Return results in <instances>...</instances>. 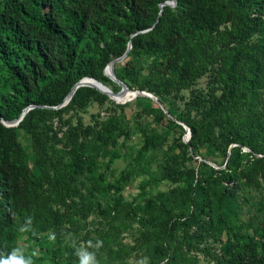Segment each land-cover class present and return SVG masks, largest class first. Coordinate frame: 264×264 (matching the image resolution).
<instances>
[{
  "label": "trees",
  "instance_id": "obj_1",
  "mask_svg": "<svg viewBox=\"0 0 264 264\" xmlns=\"http://www.w3.org/2000/svg\"><path fill=\"white\" fill-rule=\"evenodd\" d=\"M166 1L0 0V252L22 247L38 253L35 264H79L68 228L94 215L106 224L103 246L87 248L98 264H129L134 248L114 233L133 221L144 264H186L182 246L170 249L179 228L193 250L213 239L218 252L201 251L215 264H264V0H175L159 14ZM129 42L116 78L153 94L169 116L137 97L150 109L126 121L125 105L89 87L54 109L84 78L119 92L104 69ZM107 101L113 112L83 122L91 103ZM27 108L17 126L2 123ZM70 113L76 122L64 121V138L51 143L49 118ZM127 158L119 187L109 183ZM141 164L143 192L154 182L163 189L134 205L116 194ZM247 208L261 227L234 234ZM29 216L32 231L19 232Z\"/></svg>",
  "mask_w": 264,
  "mask_h": 264
},
{
  "label": "rangeland",
  "instance_id": "obj_2",
  "mask_svg": "<svg viewBox=\"0 0 264 264\" xmlns=\"http://www.w3.org/2000/svg\"><path fill=\"white\" fill-rule=\"evenodd\" d=\"M109 78V77H108ZM111 80V79H110ZM136 98L129 100L126 102V107L123 110V113L126 115V121L131 120L135 116V112L141 108L150 109L151 106L148 102H141L136 103ZM111 100V99H109ZM113 101V100H111ZM151 103H155L154 101L150 100ZM114 102V101H113ZM116 104V103H115ZM156 104V103H155ZM31 108H34L33 106ZM115 110L114 106L110 104V101L105 102L104 104H98L96 102L91 103L90 107L87 110L86 114H82L81 117L83 119V122L86 124H89L94 120V118H97L99 115L100 117H103L106 112H113ZM119 113V111H117ZM143 117L147 118V121H150L152 119L151 114L144 113ZM76 117L72 115V113L64 115L62 118L51 116L48 120V125L52 126V128L45 127V132L48 135V138L51 143H54L56 139H62L64 138L65 131L67 130L66 126H63L64 121H71L76 122ZM62 121V122H61ZM142 122H145V120L141 119ZM56 139H55V137ZM185 136V135H184ZM183 136V138H184ZM134 143L136 140H132ZM133 143V144H134ZM56 147L58 149L62 148L61 144H56ZM138 148V145H135L134 149ZM160 150V151H159ZM166 151V148L164 149H156L153 153L160 154L161 156L164 155ZM244 152H248L249 150L244 148ZM129 161V158H127V161L120 160L116 162L115 164V170L113 177L109 178V183L114 184L115 186H118L117 179L120 175V172H122L126 166L127 162ZM159 160L153 161L151 164V168L153 169V173H160L161 169L159 168V165L157 163ZM210 166L214 168H219L217 165H215L212 162H208ZM173 171L177 170L178 166L173 163ZM144 171V166L138 165L134 169L133 175L130 176L129 179L123 182L122 186H120L122 189H120L119 193L116 194L117 197L121 198L122 200L127 201L128 203L137 204V203H143L144 200L150 199L151 197L155 196L159 191L163 189V186L159 183H150L147 184L148 187L144 190L141 189V185L143 182V177L141 176V172ZM143 173V172H142ZM115 193L113 192L111 194V197L114 196ZM258 198V196H257ZM264 209V208H263ZM252 213L255 214V216L251 215L250 212H248V208L246 211L243 212L242 216V222L236 225V227L233 228V233L241 236L251 235L253 234L254 228L253 227H261L259 224L258 219L256 218V212H254V209ZM120 217H124L122 214ZM106 225L103 220H98L94 215H89L85 220L81 219L80 223L77 224L75 227L68 228L70 229V240H74L76 243V250L79 249L81 246L87 248L89 245V242H91L92 245L96 244V242L100 241V234H101V227ZM140 229L141 226L137 221H133L129 223V226H127V229L125 231H122L120 233L115 232L114 236H117L118 241L121 242L122 245L133 247L134 249L131 251V254L127 255V262L129 264H142V262H145L147 257V251L144 247L140 246ZM209 232L208 234H210ZM175 239L173 241L172 247H180L182 246V254L185 256V263L186 264H215L212 257L201 251V248H208L210 253L214 254L218 252L219 245L213 240L210 239L209 236H206L200 242V245L198 246L199 249H191L188 248V245L190 243L189 240H183V231L181 228H179L175 235ZM142 239V238H141ZM188 239V238H187ZM192 242V241H191ZM166 260L162 261L161 264H165Z\"/></svg>",
  "mask_w": 264,
  "mask_h": 264
},
{
  "label": "water",
  "instance_id": "obj_3",
  "mask_svg": "<svg viewBox=\"0 0 264 264\" xmlns=\"http://www.w3.org/2000/svg\"><path fill=\"white\" fill-rule=\"evenodd\" d=\"M176 5V1L175 0H168L162 4L159 5L160 7V13H162L163 11V8L165 6L167 7H174ZM131 49V42L128 43V46H127V50L125 52V54L119 58V59H116V60H113L111 61L107 66L109 67V72L106 73V68L104 69V75H106L107 77H109L113 82H115L116 84L119 85L120 87V91L117 92V93H114L112 92L107 86H105L104 84H102L101 82L93 79V78H84L82 79L81 81H79L78 83H76L72 89L70 90L69 94L65 97L63 103L61 105H59L58 107H55L54 109H60L64 106H66L69 101L71 100V98L73 97L74 93L77 91V89L81 88V87H89V88H93L97 91H99L101 94H104L106 95L109 99L113 100L116 104H120V105H123L125 104L126 102H128L129 100L131 99H134V98H137V97H146V98H149L150 100L154 101L159 107L160 109H162L164 111V113L167 114V111L166 109L161 105V103L158 101L157 97H155L153 94L151 93H148V92H141V91H135V90H130L123 82H121L120 80H118L115 76V72H114V64L115 63H120L122 62L126 56H127V53L128 51ZM90 81H94L96 83H98L102 89H99L95 86H93ZM31 108V107H30ZM30 108H27L25 109L22 114L20 115V117L14 121H11V122H7V121H2V123L7 126V127H15L17 126L21 120L23 119V117L25 116V114L27 113V111L30 109ZM169 116V114H167ZM177 124L181 125L185 131H186V134L183 138V141L185 143H188L189 139H190V130L189 128L179 122V121H176Z\"/></svg>",
  "mask_w": 264,
  "mask_h": 264
},
{
  "label": "clouds",
  "instance_id": "obj_4",
  "mask_svg": "<svg viewBox=\"0 0 264 264\" xmlns=\"http://www.w3.org/2000/svg\"><path fill=\"white\" fill-rule=\"evenodd\" d=\"M32 217H26L23 225L20 226L19 232L27 233L32 231ZM103 246L102 241H97L95 248ZM88 247H93L89 242ZM37 252L33 251L31 255H25V251L22 247H14L10 252H0V264H35L33 257L37 256ZM76 255L79 258V264H98L95 252H89L85 247L81 246L76 251ZM144 264V262H142Z\"/></svg>",
  "mask_w": 264,
  "mask_h": 264
},
{
  "label": "bare ground",
  "instance_id": "obj_5",
  "mask_svg": "<svg viewBox=\"0 0 264 264\" xmlns=\"http://www.w3.org/2000/svg\"><path fill=\"white\" fill-rule=\"evenodd\" d=\"M109 67H107L106 68V73H108L109 72ZM90 83L93 85V86H95V87H97V88H99V89H102V87L98 84V83H96V82H94V81H90Z\"/></svg>",
  "mask_w": 264,
  "mask_h": 264
}]
</instances>
